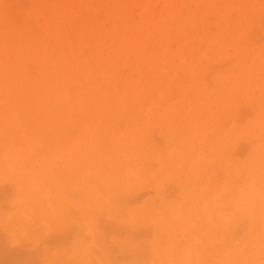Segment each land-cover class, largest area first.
Returning <instances> with one entry per match:
<instances>
[{"label": "bare ground", "instance_id": "6f19581e", "mask_svg": "<svg viewBox=\"0 0 264 264\" xmlns=\"http://www.w3.org/2000/svg\"><path fill=\"white\" fill-rule=\"evenodd\" d=\"M42 1L28 0L29 7L22 10L26 15L19 16L25 27H20L19 19V26L10 27L14 24L9 23L14 22L11 11H5L11 14L9 18L5 13L0 17V147L4 141L10 147L4 157L11 170L4 178L12 177L6 180L9 184L0 183V208H6L3 215L0 211L4 217L0 221V264H264V115L258 113L250 123L241 121L245 115L241 118L237 107L242 103L237 105L238 98L232 96L250 99V105L259 97L263 100L264 70L246 71L257 78L252 87L248 76L236 75L238 66L235 71H220L226 63L219 58L223 65L219 62L217 73L214 67L218 65L211 66L216 86L208 82L212 90L204 92L206 84L198 83L207 73L197 77L180 66L176 77L194 76L186 94L190 95L170 106L166 90L141 114L136 110L138 103L133 104L138 94L129 82H110L114 90L102 87L106 82L98 84L96 71L104 63L102 58L74 59L64 40V34L72 30L64 27V6L52 18L58 27L54 21L38 19ZM118 1L107 15L110 22L118 20L120 25L110 30L96 17V22L85 24L88 4L81 7L74 0L64 5L79 19L82 34L112 38L118 31L115 46L122 47L124 42L138 50L141 81L148 87L145 69L155 57L146 56L151 49L145 39L152 34L137 29L124 11L125 0ZM216 7L214 11L224 13ZM198 14H193V22ZM193 22L191 28L197 27ZM161 30L156 31L158 41L169 31L174 35L171 27L165 35ZM78 44L84 48L81 41ZM210 47L214 50L213 43ZM181 49L194 51L195 61L200 47L187 42ZM241 53L237 57L244 60L247 54ZM243 65L238 68L244 70ZM259 67L264 69V63ZM153 74L162 77L158 69ZM261 80L263 86L258 85ZM169 82L171 88L175 79ZM255 88L260 95H255ZM230 99L233 105L227 107ZM215 102L227 110H218ZM260 103L264 105L257 101L252 109L258 110ZM112 148L117 154L109 153ZM151 158L160 165L158 171L156 164L150 166ZM118 163L129 173L125 184H115ZM186 164L195 167L185 173L186 185L178 182L170 193L173 188H165V179L176 178ZM148 182L157 185L156 194L146 200L145 192L135 195ZM119 189L125 196L118 195ZM21 205L23 210L18 213ZM33 213L49 222L47 227L51 222L57 226L45 232L42 240L38 235L35 242L26 243L17 231L23 217Z\"/></svg>", "mask_w": 264, "mask_h": 264}, {"label": "rangeland", "instance_id": "374dc122", "mask_svg": "<svg viewBox=\"0 0 264 264\" xmlns=\"http://www.w3.org/2000/svg\"><path fill=\"white\" fill-rule=\"evenodd\" d=\"M1 1L3 2L1 3ZM1 1H0V17L1 15H4V13L6 14L5 11H7V13L11 11L12 12V13L10 12L12 14L11 18L14 16V18L16 19L12 18L14 22L10 21L9 23H14V24L13 26H10V27L15 28V26L21 25L23 22H22V19L20 18H23V17H19V16L20 14H22L23 16L26 15L22 10L27 9L29 7L28 0L26 1L25 0H21V1L20 0H16V1L15 0H1ZM45 1L51 4H43ZM60 1L62 0H43L42 4H40L43 10L40 11L41 15L38 16V19H41V20L45 19L44 21L45 22L48 21L49 23L54 21V23L58 27L57 22H55V19L53 20L52 18L56 15V13L58 12V9L64 6L63 7L65 8L64 12H67L63 16L64 17V20H63L64 27L66 26L67 28L72 29L67 34H64V40H65V44L69 46V49L72 52V55L74 56V59L86 60L88 57H91L93 59H97L98 57L102 58V62L104 63L99 64L98 62L99 65L96 71L97 76L98 77L100 76L98 84L103 85V83L106 82L105 85H103L102 87L109 89V87L111 86L109 85V83L110 82L117 83L118 79L123 80L124 82H129V86L133 88L132 89L133 92H136V94H138V98H136L138 102H133V104L134 106H137V103H138L136 110L141 114L142 113L145 114L149 106H152L154 103L157 102V98L155 97L157 96V94L160 95L166 90H168L167 95L169 96V98H171L169 101L170 106L176 105L180 100L190 95V94L188 95L186 94L190 93L188 91H190V87L192 85L194 76L176 77L177 69L180 66H185L186 69L192 70L197 77L198 75L201 76L207 73V75L205 74L207 78L201 76V80L198 83V85L202 83L206 84L204 86H205V90L207 89V91H204V92H209L210 90H212V89H209L208 87L211 88L212 86V88H215L216 82H217V77L215 75L217 73L216 69H219V65L221 66L222 63L223 64L226 63V65L222 64L223 67L221 66L219 70L221 71V69L224 68L223 70L225 72L228 70L230 71V70L236 69L235 67L237 66L239 67L240 64L242 66L245 63L246 64L245 67L243 65L244 70L243 69L240 70L239 69L240 67L239 68L237 67L236 70L238 71L240 70V71L239 72L235 70L233 71L237 72L236 75L239 73L241 77L248 76V79L251 83L250 86L252 87H255L257 85L256 84L257 78H255L256 79L255 80L252 73L255 71L256 68H259L258 69L259 72L264 70L263 68L259 67V65L261 66L262 63H264V0H259V2H257L256 4H253V2L251 3L250 0H228L227 2L226 0L225 2L224 0H198V1L197 0H125V3L127 4V6L124 8V11L126 15L129 17V20L134 24V26L137 29H139L140 31H143L144 34H147V33L152 34V35H149L145 39L146 42L148 43V48L151 49V52L146 54V56L155 57V60L152 64L150 60H148L147 68L145 69V74H147L146 81H147L148 87L145 84H143V82L141 81V67H140L141 60L139 58L140 54L138 50L136 51L133 48V46L125 45L124 42L121 43L122 47L115 46L116 44L114 43V40L115 38H118L120 36L118 31L117 33L115 32L113 34L112 38L111 37L105 38L100 33L93 34V32L90 34L84 32L82 34L81 31H79V25H78L79 19L75 17V13H73L71 10H68L69 6L66 7L64 5L66 4L67 1L63 0L64 4H62ZM68 1L69 2H67V4H70V2H74V0L73 1L68 0ZM78 2H79L78 4H80L81 7L85 4H88L89 13L85 19V24H91L92 22H96V18H97L98 20L97 22L101 23V25H104V27L108 30H110L111 28L118 27L120 25L118 20H115V22L113 23L110 22L108 15H107L109 9L115 7L117 2H119L118 0H78ZM23 4H24V7H23ZM7 6L10 7L9 9L7 8L8 10L6 9ZM76 6L78 8V5ZM214 7L216 8L219 7L221 8L220 10L223 9L224 13L226 14H224L222 11L220 12L223 14H219L220 12L218 13L213 10ZM14 8L15 10H13ZM20 8H22L21 9L22 13L20 11ZM196 12H199L200 14H198V20H195L196 22L195 21L193 22L192 21L193 14ZM17 13L19 14L18 18H17ZM7 15L8 14H6V16ZM10 15H8L5 18H9ZM10 19H7V21ZM18 19H19V22L21 20L19 25L16 24ZM25 22L26 21L24 20V23ZM28 22H26V24ZM192 22L196 23V25L194 24V27L195 26L197 27L191 28L190 24L193 27ZM25 26L26 25L24 24V26L21 25L20 27L22 28ZM169 27H171L174 31L173 36L170 35V31L169 33H166V35L164 33L168 31ZM160 29H162L161 32L163 31L162 34H164L166 37H161V38L159 37V41H158L156 39V36H157L156 31ZM192 29H194L195 32H192L193 39L191 38V40L189 41L188 35ZM40 35L43 37L46 36L44 32H41ZM79 41H81L84 48L79 47V44H78ZM198 41H199V44H197ZM187 42L193 43V46L198 45V47H200L196 55V60H195L196 62L194 61L192 57V54H194V51H191L189 53L188 51H183L181 49L183 48V44ZM0 43H1L0 46H3L2 40H0ZM211 43L214 44V50H212L210 47ZM88 44H90V46ZM236 48H238V52H235L237 51ZM210 50L213 51L211 55V59L209 55L211 52ZM241 52H245L247 54V57L244 60L240 58V56L237 57V54ZM220 56L221 57L223 56L224 58L223 57L221 58ZM190 57H192V59H190ZM165 58H166V61H164ZM219 58L221 61L224 60L225 62L222 61L221 63ZM200 59L204 60V62H200L199 61ZM194 62L196 64H194ZM219 62L221 64H219ZM214 63H216V65L219 64L217 68L214 67L216 66ZM115 64L116 65L118 64V67H115ZM212 65H214L213 67L215 68L216 73H214L215 70L214 68L211 67ZM196 68L198 71L196 70ZM250 68H251V71L253 72L250 71L251 74H248L247 72L250 70ZM157 69L160 71V75L162 77L155 76L153 74ZM210 69H213V72ZM103 71L106 73V74L104 73V76L107 75L106 76L107 78L105 79V81L102 80ZM245 72L248 75H246ZM244 73H245V76H244ZM253 74H255V72ZM208 75H211L210 76L211 79L210 77H208ZM250 76H253V77H250ZM204 78L208 80L206 81V83L203 82ZM252 78L255 81L252 80ZM170 79L172 80L175 79V83L171 88L170 87L168 88V85H170L172 82V81L169 82ZM208 82H210L212 85L211 86L208 85L210 84ZM259 83H258L259 86H263L262 80ZM143 86L146 88H144ZM178 86L180 88H178ZM250 86H249V89H250ZM150 87L151 89H148ZM113 88L115 89L114 86L113 87L111 86V90H114ZM179 90L181 92L183 91L182 95L181 93H179ZM199 90H200L199 91L200 93L202 92L201 90H203V88H200ZM257 90H256L257 93H255V95H257L258 92H259L258 95H260L261 91L260 90L257 91ZM203 95L204 94H202L201 96L204 98ZM239 95L242 96L243 92H241ZM232 96L234 97V99L238 98L237 99L239 100L238 102L237 100H235L236 103H238L237 105L239 106L242 105L243 107V103H244V107H243L244 109L242 107L240 108L237 107L239 109L237 113L238 114H240V112L242 113V115L240 114L241 115L240 117L242 118V116L244 115L247 116L248 114H249L248 116H250V117L247 116L246 120H244L245 119L244 118L245 116H244L243 119H241V121H244V122L248 121V123H250V121L258 113H261L262 115H264V109H261L262 108L261 106H264L263 104L261 103L259 104L260 107L258 106L259 107L257 108L258 110L252 109V108H255L256 106L255 104L257 103V101L264 103L263 101L264 97H263V100L260 97L259 99H256L257 100L256 102L254 100L253 102L254 104L252 103L253 100H251L252 104L250 105V101H249L250 99H246V98L241 99L239 96H236V95L234 96L233 94ZM140 99H142V103L140 102ZM136 100L134 99V101ZM196 100H198V97L196 98ZM172 102H175V103H172ZM232 102L235 104V102L233 101V98H232ZM232 102L230 99V101L224 104L227 107L229 106L231 107V105H233L231 104ZM215 104L217 105L216 102ZM225 105L223 106L224 108L226 107ZM168 107L169 106H167V108ZM223 107H219L217 105L216 108L218 110H221ZM226 108L223 110L224 111L227 110ZM241 108L243 109V111ZM124 120H125L124 118H121V121L126 123V120L125 121ZM1 137L3 136L1 135L0 138ZM3 143H2V147H0V161H3V162H0V183L1 185H3L4 183L9 184L7 181L10 180V178H12V177H8L9 179H7V177L4 178L7 172L11 170L9 168V166L11 167V164L7 160V157L6 158L4 157L7 155L6 152L10 150V147L7 145L5 141ZM3 145H7V146H3ZM109 153L112 155L114 153L117 154L115 148H112L109 151ZM116 158H118L119 160H124V157L122 156L120 157L117 156ZM134 158L135 157H133L131 160L133 161ZM95 161L96 159L93 156L92 158L93 165L95 164ZM150 162L152 163V165L150 164V166H154V164H156L157 167L155 168H156V171H158L160 165L155 163L156 159L151 158ZM110 166H112L111 163H110ZM117 167L120 169L122 168L123 172L121 170H119L118 172ZM174 167H175V164H172L171 169H173ZM116 168H117V172H116L115 184L117 181L120 183L124 182V184L128 182L129 173L125 170V168L123 169V167L119 163L118 165L116 164L115 170ZM194 168L195 167L191 166V164H186L183 168V171L179 175H177L176 178L165 179V182L168 183V184L165 183V188H167L168 190L170 189V187L173 188V186L176 188L174 184H177L178 182L182 185H186L187 178L185 176V173H190L191 169H194ZM120 172L124 173V177L122 174H120ZM119 176H121V179L119 178ZM181 176H182V179L181 180L178 179V177L181 178ZM2 182L4 183L2 184ZM143 186L141 187L142 189L139 188L140 190L136 189V191H134V193L136 192L135 195H139V194L142 195V193L145 192L144 199L146 200V199L152 198L153 195L156 194L157 185L154 182L152 183L148 182L147 184H144ZM125 189L126 187L123 186L122 190H125ZM169 191L170 193H172L174 191V188L173 190H169ZM120 193H123V192H120V189H119L118 195ZM191 193L192 191L190 190L189 194ZM121 196H125V195H121ZM22 208H23V205H21L18 213L21 210H23ZM5 209L6 208H3L1 210L0 208L1 213L5 211ZM22 212L26 214L25 211H22ZM2 215L0 217V221L4 220V217ZM239 218L240 216L238 217V219ZM47 224H49V222L42 219L40 215L33 213V214L28 215V218L23 217V219L21 220V225L19 227V230L17 231V234L19 235L20 238L25 239L26 243L27 242L30 243V241H34L35 239L34 237L38 235H41V240H42L44 238L45 232L51 231L57 226L56 224L52 222L50 223L49 227L46 226ZM51 224L53 226H51ZM30 229L36 230L35 233H33V231H29ZM22 233H24L25 238H23Z\"/></svg>", "mask_w": 264, "mask_h": 264}]
</instances>
